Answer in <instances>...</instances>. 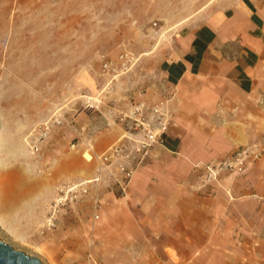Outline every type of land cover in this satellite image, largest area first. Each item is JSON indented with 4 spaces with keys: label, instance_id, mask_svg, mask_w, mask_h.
<instances>
[{
    "label": "crops",
    "instance_id": "0c3cea01",
    "mask_svg": "<svg viewBox=\"0 0 264 264\" xmlns=\"http://www.w3.org/2000/svg\"><path fill=\"white\" fill-rule=\"evenodd\" d=\"M177 41L160 66L170 91L152 102L166 100L173 120L132 179L140 200L128 208L142 223L136 234L142 250L129 259L113 256L111 264H264V0H221ZM93 123L86 127L92 135L77 143L86 160L73 155L64 178L93 177L98 161L87 144L101 154L126 135L119 122ZM252 143L263 147L259 159L205 181L206 165ZM52 167L53 161L44 170ZM62 168L55 167L54 178ZM15 172L0 136V224L10 233L32 231L60 179L20 188ZM119 176L114 165L100 174L115 183ZM117 227L118 246L126 249L133 244L125 235L129 227L121 219Z\"/></svg>",
    "mask_w": 264,
    "mask_h": 264
},
{
    "label": "rangeland",
    "instance_id": "374dc122",
    "mask_svg": "<svg viewBox=\"0 0 264 264\" xmlns=\"http://www.w3.org/2000/svg\"><path fill=\"white\" fill-rule=\"evenodd\" d=\"M220 3L0 0V136L2 154L16 169L20 188L45 187L48 179L53 181L57 166L63 168L55 183L72 179L64 178L70 175L64 167L74 165L73 155L86 160L77 143L92 135L88 125L116 126L118 111L130 103L139 99L152 103L168 95L170 84L160 73L162 62L172 58L179 33L191 22L204 20ZM123 51L133 56L127 68L117 61ZM103 54L112 61L109 70L102 66ZM54 114H59L61 123L53 124L40 151L31 153L29 133ZM52 161V169L44 170ZM221 173L206 176L205 181L211 183ZM132 179L123 192L112 180L99 178L89 184L85 196L63 207L51 230H40L41 219L32 231L10 233L0 224V240L38 257L42 264H111L113 256L129 259L142 250L136 235L142 223L128 208L140 200L133 194ZM120 219L129 227L127 240L133 242L126 249L118 246Z\"/></svg>",
    "mask_w": 264,
    "mask_h": 264
},
{
    "label": "built area",
    "instance_id": "2783aa9c",
    "mask_svg": "<svg viewBox=\"0 0 264 264\" xmlns=\"http://www.w3.org/2000/svg\"><path fill=\"white\" fill-rule=\"evenodd\" d=\"M101 59L105 70L112 68V61L105 54L101 56ZM132 60L133 56L129 52L123 51L117 55V61L124 68H127V64ZM117 119L126 131V135L122 139L109 146L101 154L94 153L92 144H87V152L90 153V157H95L98 161V177L83 180L67 179L58 183L55 187V195L47 205L46 215L40 221L41 231L54 228L63 207L85 196L88 193L89 184L98 181L103 168L107 166L114 165L120 173V176L116 177V183L124 192L137 168L150 155L151 148L167 132L173 120V112L168 107L166 100L154 103L141 100L118 111ZM60 123L59 114H54L49 122L39 125L31 137L29 151L33 154L38 153L52 125ZM262 151L263 147L258 143L237 149L216 163L206 165V176L211 178L220 172H241L245 170L248 162L259 159L262 156ZM96 203L97 200H94V210L97 208ZM94 217H98L95 212Z\"/></svg>",
    "mask_w": 264,
    "mask_h": 264
},
{
    "label": "water",
    "instance_id": "95a60500",
    "mask_svg": "<svg viewBox=\"0 0 264 264\" xmlns=\"http://www.w3.org/2000/svg\"><path fill=\"white\" fill-rule=\"evenodd\" d=\"M0 264H42V262L38 257L15 249L0 240Z\"/></svg>",
    "mask_w": 264,
    "mask_h": 264
}]
</instances>
